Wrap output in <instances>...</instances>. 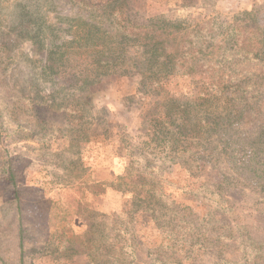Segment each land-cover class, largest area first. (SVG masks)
Listing matches in <instances>:
<instances>
[{
  "label": "rangeland",
  "instance_id": "1",
  "mask_svg": "<svg viewBox=\"0 0 264 264\" xmlns=\"http://www.w3.org/2000/svg\"><path fill=\"white\" fill-rule=\"evenodd\" d=\"M97 7L181 21L201 52L160 85L99 75L56 47L75 17L106 26ZM263 133L264 0H0V264L21 243L26 264H264Z\"/></svg>",
  "mask_w": 264,
  "mask_h": 264
},
{
  "label": "trees",
  "instance_id": "2",
  "mask_svg": "<svg viewBox=\"0 0 264 264\" xmlns=\"http://www.w3.org/2000/svg\"><path fill=\"white\" fill-rule=\"evenodd\" d=\"M97 8L102 9L100 15L107 17L106 26L102 21L97 23L87 18L75 17L71 20L70 24V28L72 29L71 37L64 39L56 47L59 50L64 48L63 53L68 52L72 47L89 50L92 64L99 75H126L134 71L148 78L154 84L159 83L160 85V81L164 80L167 75L172 74L178 70V67L186 64L188 61L185 57L186 55L190 53L197 55L201 52V48L196 47L197 43L191 42L192 45H187L188 41L185 39V36L177 39L179 31H183L189 36L192 35L186 27L182 26L181 21L175 22L167 20L161 15L152 17L147 24L132 25L131 19L128 17L124 7ZM251 13L252 10L243 11L242 14L244 18L242 22H246L247 17L251 15ZM213 23L216 24V22ZM237 27L241 26L237 25ZM235 35L236 34H229L227 37V39H229V44L233 48H236L237 43H239L238 40L234 38ZM192 37L195 36L192 35ZM131 46L140 47L141 51L137 55L138 57H129V47ZM196 55L194 59L197 58ZM51 68L53 67L51 66ZM159 98V106L163 109H160V115L158 119L155 120H159L160 124L165 117L171 115V107L174 106L176 99L171 96H166L164 93ZM180 130H182V128L177 130L180 136L187 135V131ZM157 132L160 134V130H157ZM163 132L164 129H161V133ZM152 139L157 145L162 141L160 136L157 139ZM258 140L262 142V144H259V149L263 151L264 133L259 136ZM131 154V156H133L132 158L139 159L141 156L134 151H131ZM262 170H264V167ZM116 179L120 183L111 181L108 186L124 191L122 182L125 179V174L118 175ZM145 184L137 183L132 185V188L137 198L143 196V201L145 200L148 202L154 195V186L153 184H149L145 187ZM137 187L142 189L136 191ZM157 196L159 201L167 205L162 192L158 193ZM150 205L151 202H148L147 206ZM169 205L172 206L173 202ZM20 228H22L21 224ZM23 250L21 243V261L19 264H26Z\"/></svg>",
  "mask_w": 264,
  "mask_h": 264
}]
</instances>
